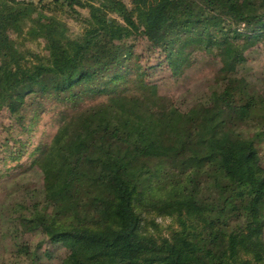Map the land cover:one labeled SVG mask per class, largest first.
<instances>
[{
    "label": "trees",
    "instance_id": "1",
    "mask_svg": "<svg viewBox=\"0 0 264 264\" xmlns=\"http://www.w3.org/2000/svg\"><path fill=\"white\" fill-rule=\"evenodd\" d=\"M263 41L264 0H0V147L27 151L11 130L30 131L32 95L63 107L11 226L66 246L59 264H264V87L240 70ZM199 55L215 86L186 106L160 96L157 65L176 77ZM157 217L178 227L157 235Z\"/></svg>",
    "mask_w": 264,
    "mask_h": 264
},
{
    "label": "rangeland",
    "instance_id": "2",
    "mask_svg": "<svg viewBox=\"0 0 264 264\" xmlns=\"http://www.w3.org/2000/svg\"><path fill=\"white\" fill-rule=\"evenodd\" d=\"M72 29L75 33L81 31L80 25L76 23H73ZM31 48L41 54L45 53L43 44L33 43ZM146 49L144 39L135 42L136 54L143 55ZM245 54L247 62L241 67V74L261 89L264 87V41L249 48ZM146 55L151 56L153 62H157L156 56L160 53L146 52ZM197 57L180 76L176 77H172L165 63L157 65L159 69L154 72L151 80L158 84L156 86L160 96H165L170 101H179L186 106L215 86L218 77L217 62L200 55ZM135 93L143 95L140 90ZM39 95L34 94L28 98L22 111L26 124H30V131L19 132L17 126V129L14 128L15 132L14 129L11 130V137L24 141L27 151L18 156L14 151L0 147V264H32L25 258L22 260L15 255V242H29L38 253V264H59L68 253L63 244H50L39 232L23 235L20 231H15L10 223L13 204L29 199L33 191H40L42 174L30 160L36 152L35 149L39 145L48 144L60 126L59 112L63 107L54 98H42ZM101 101H87L84 107ZM10 122L7 113L1 112L0 141L10 136L6 131ZM261 154L264 164V144L261 147ZM156 222L159 224L156 234L161 236H170L178 227L174 217H157Z\"/></svg>",
    "mask_w": 264,
    "mask_h": 264
}]
</instances>
